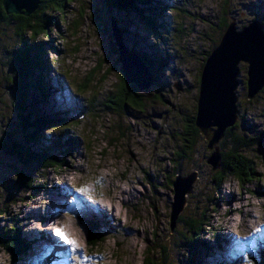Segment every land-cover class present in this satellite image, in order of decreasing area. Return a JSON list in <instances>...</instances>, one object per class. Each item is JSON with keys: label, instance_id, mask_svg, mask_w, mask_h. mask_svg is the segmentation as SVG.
Wrapping results in <instances>:
<instances>
[{"label": "rangeland", "instance_id": "1", "mask_svg": "<svg viewBox=\"0 0 264 264\" xmlns=\"http://www.w3.org/2000/svg\"><path fill=\"white\" fill-rule=\"evenodd\" d=\"M150 1L138 2L137 9L118 10L106 0H67L64 13L56 12L59 20L51 24L50 36L41 35L35 42L34 54L44 63L33 70L30 81L43 78L49 89L31 86L27 114L67 118L68 122L46 126L32 142L25 137L21 142L57 152L56 144L69 130L78 145L73 152L60 153L63 164L45 169L26 165L0 149V210L7 211L0 216V225L18 224L28 244L25 252L14 257L0 243V264H144L148 246L154 248L151 256L161 264V245L169 248L170 261H186L191 255L188 246L179 243L184 227L177 224L170 229L177 172L182 176L196 172L197 176L180 214L195 217L207 209L211 221L204 238L211 240L212 250L202 258L197 251L198 262L258 263L264 249V143L247 153L255 163L253 176L242 181L231 175L218 184L219 167L207 161L214 149L207 147L203 135L191 149L192 135H186L185 129L186 119L196 115L205 61L225 31L220 21L234 20L237 30L254 20L264 26V0ZM77 17L81 24L75 31ZM113 20L123 30L129 49L160 58V65L151 70L154 83L136 94L143 105L130 108L129 114L104 105L107 95L117 88L122 66L119 51L114 50ZM30 40L27 35L26 44L21 42L13 25L0 28V42L8 50L0 51V59L7 60L12 50L27 48ZM2 61L0 123L23 136L21 116L11 103L10 76L14 74ZM90 77L87 90L80 91ZM237 78L235 131L262 133L264 87L248 97L245 61ZM93 96L96 101L91 108ZM20 170L33 176L36 188L29 192L13 188ZM99 202L106 204V210L93 207ZM93 220L104 222L106 236L94 248L89 244V221ZM56 228H63L75 245L57 236ZM213 231L221 235V241L213 239ZM39 242H47L50 248L40 250Z\"/></svg>", "mask_w": 264, "mask_h": 264}, {"label": "trees", "instance_id": "2", "mask_svg": "<svg viewBox=\"0 0 264 264\" xmlns=\"http://www.w3.org/2000/svg\"><path fill=\"white\" fill-rule=\"evenodd\" d=\"M66 1L67 0H41L39 8L34 13L25 15L24 13H7L3 5V0H0V28L13 25L16 35L19 36L21 42L24 44H26L27 35L31 37L30 45L26 46L27 48H17L16 50H12L9 52V55H7V60L2 61L0 59L3 65L11 67L14 74L13 76H10V80L12 78V85L14 86V88L11 86L14 92L11 96V103L14 110H16L21 116L20 130L21 132H25L23 136L21 133L14 135L11 129L0 123V149L6 154L17 156L26 165L32 163L37 164V167L40 169L63 164V159L59 157L60 153L63 154L66 152H73L75 147L78 145V140H74L78 138L69 134V130L67 136L65 135L64 140H59L56 144V147L58 148L57 152H44V150H37L32 148V146L26 147L21 142L24 140H22L21 137H25L32 142L46 126L58 127L57 125L67 124L68 122L67 118H34L30 114H27L29 101L28 92L30 91L29 89H31V86H39L41 87V91L49 89L48 86L44 85L43 78H39L33 82L30 81L32 80L30 79V75L33 70L40 67V65L44 63H42V59H38L37 53L34 54L33 47L38 46V43L35 42L39 36L43 35L45 38L50 36L51 24H54L58 22L57 20H59V15L56 14V12L61 14L64 13ZM106 1L110 7L118 10L137 9L138 2L152 4V1L148 2L149 0ZM227 2L228 0H226V3ZM80 17H82V15H80ZM220 22L219 27L222 28L225 26V30L230 24H227L225 19ZM80 24L81 20L77 17L74 22L75 31L78 30ZM224 32L225 31H223V33ZM114 50L118 52L116 45ZM0 51H8L4 48V45L2 46L1 42ZM131 51L141 57V59L148 65L150 71L152 70L153 65H160V58L156 59L155 56L150 54L143 53V55H140L135 50ZM88 81H91V77L87 78L79 87L80 91L87 90ZM116 87L117 88L109 93L105 99L106 101L104 102V105L107 109L114 110L118 113L123 112L129 114L130 108H140L143 105L141 100H139V97L136 95L140 92L139 88L136 84L128 82L123 66L120 67L119 81L116 84ZM95 101L96 97L93 96L90 103L91 108L94 107ZM195 120L196 115L186 119L187 127L185 129V134L192 135V142L188 141L190 142L189 147L191 149L197 144L198 139L202 137V134L195 124ZM243 120L246 121L244 117ZM236 126L237 123L228 128L224 138L221 140V143H219L221 162L219 171H217L215 177L218 184L231 175L237 176L239 179L244 181L247 180L249 176H253L256 172L254 160L248 156L247 153L251 148L264 143V131L259 134H250L249 132L247 133L241 130L235 131ZM185 140L187 141L186 138ZM182 153V151L177 153L179 159L183 158L184 155ZM178 175H180L179 172L175 174V176ZM13 183L15 185L13 188L15 187L17 190H25L27 192L36 188L38 185L30 173L22 170L18 171ZM207 211V209L203 210L200 215L195 217H184L183 214L179 215L177 224H181L184 227L183 230L179 231V243L181 244L180 246H188V250L191 255L186 261L174 263L170 261L169 248L165 245H161L158 248L160 249L161 264H200V261L198 262L197 251L201 254L200 258L210 253L212 247L209 241L211 240H205L204 238L205 231L211 222L207 216ZM6 212V210H0V216H4ZM103 228L104 222L99 220L96 222H94V220L89 221V244L92 248L100 242H104L106 240L105 232L102 230ZM211 234L213 235V239H216V241L219 242L222 240L221 235L219 234V237L216 231H213ZM0 243L5 244L14 257L17 253L25 252L28 249V244L25 243L21 237L18 224H15L14 222L8 226L0 225ZM153 252L154 248L148 246V253L145 257L144 264H158L151 256V253ZM208 264L214 263L209 262ZM217 264L223 263L218 262ZM257 264H264V249L260 252Z\"/></svg>", "mask_w": 264, "mask_h": 264}, {"label": "water", "instance_id": "3", "mask_svg": "<svg viewBox=\"0 0 264 264\" xmlns=\"http://www.w3.org/2000/svg\"><path fill=\"white\" fill-rule=\"evenodd\" d=\"M40 3L41 0H3L7 13L25 15L34 13ZM111 26L128 82L136 84L140 90L147 89L154 83L152 72L141 57L128 48L123 39L124 32L115 20ZM241 61L248 63V97L253 98L264 87V26L260 20H254L241 30H237L234 20L231 21L202 70L195 124L206 139L207 147L214 149L207 160L214 168L220 167L221 162L219 142L226 130L238 121L240 82L237 77ZM196 177V172L178 175L173 182L175 202L170 215L171 231L177 226Z\"/></svg>", "mask_w": 264, "mask_h": 264}, {"label": "snow or ice", "instance_id": "4", "mask_svg": "<svg viewBox=\"0 0 264 264\" xmlns=\"http://www.w3.org/2000/svg\"><path fill=\"white\" fill-rule=\"evenodd\" d=\"M79 191L83 192L84 189L81 188L79 189ZM55 234L61 238H63V241L70 244V245H75V241L74 240H70L69 237L67 236V234L65 233L63 228H56L55 229ZM250 264V262H249Z\"/></svg>", "mask_w": 264, "mask_h": 264}, {"label": "bare ground", "instance_id": "5", "mask_svg": "<svg viewBox=\"0 0 264 264\" xmlns=\"http://www.w3.org/2000/svg\"><path fill=\"white\" fill-rule=\"evenodd\" d=\"M99 207V208H102L103 210L107 208L106 204L104 202H99V203H96L93 207ZM89 208L92 210V206H89ZM94 215H95V212H94ZM136 243V242H135ZM50 244H47L46 243H40L39 242V249L40 250H43V251H47V249H49L50 247Z\"/></svg>", "mask_w": 264, "mask_h": 264}]
</instances>
